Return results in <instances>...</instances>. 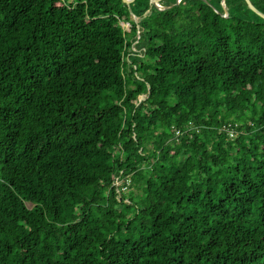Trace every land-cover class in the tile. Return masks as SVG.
Listing matches in <instances>:
<instances>
[{
	"label": "trees",
	"instance_id": "obj_1",
	"mask_svg": "<svg viewBox=\"0 0 264 264\" xmlns=\"http://www.w3.org/2000/svg\"><path fill=\"white\" fill-rule=\"evenodd\" d=\"M222 1L0 0V264H264V18Z\"/></svg>",
	"mask_w": 264,
	"mask_h": 264
},
{
	"label": "water",
	"instance_id": "obj_2",
	"mask_svg": "<svg viewBox=\"0 0 264 264\" xmlns=\"http://www.w3.org/2000/svg\"><path fill=\"white\" fill-rule=\"evenodd\" d=\"M123 1L126 2L127 4H129L132 0H123ZM150 1H151V3H152L153 5H155V6H156L157 8H159L160 10H165V9L172 8V7L175 6V5H179L180 2H181L182 0H178L177 3H176L175 5H169V6H164V5H162V4L159 2V0H150ZM204 1L206 2V0H204ZM245 2H246V4H247V6H248L252 11H254V12L257 13L259 16H261V17L264 18V15H263L261 12H259V11L253 6V4L251 3L250 0H245ZM222 6H223V10H224V17H228L229 11H228V7H227V5H226V3H225V0L222 1Z\"/></svg>",
	"mask_w": 264,
	"mask_h": 264
},
{
	"label": "rangeland",
	"instance_id": "obj_3",
	"mask_svg": "<svg viewBox=\"0 0 264 264\" xmlns=\"http://www.w3.org/2000/svg\"><path fill=\"white\" fill-rule=\"evenodd\" d=\"M121 26L124 29V31H126V32H129L130 31V24H128V23H121ZM134 191L137 194L140 193V191L138 192V190L136 188L134 189ZM28 206L31 207V204H28Z\"/></svg>",
	"mask_w": 264,
	"mask_h": 264
},
{
	"label": "built area",
	"instance_id": "obj_4",
	"mask_svg": "<svg viewBox=\"0 0 264 264\" xmlns=\"http://www.w3.org/2000/svg\"><path fill=\"white\" fill-rule=\"evenodd\" d=\"M177 135H179V132L177 133ZM233 134L231 133V136H232Z\"/></svg>",
	"mask_w": 264,
	"mask_h": 264
}]
</instances>
